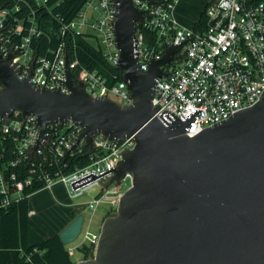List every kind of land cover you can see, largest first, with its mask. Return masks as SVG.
Listing matches in <instances>:
<instances>
[{"label": "water", "instance_id": "95a60500", "mask_svg": "<svg viewBox=\"0 0 264 264\" xmlns=\"http://www.w3.org/2000/svg\"><path fill=\"white\" fill-rule=\"evenodd\" d=\"M116 8V68L130 104L90 96L73 82L67 59V91L36 88L0 53V116L35 115L40 138L55 121L80 125L79 138L88 145L96 133L111 140L134 136L109 180L119 184L130 174V186L116 213L104 218L94 253L74 264H264V92L193 136L185 133L188 122L163 123L151 103L155 81L182 44L167 46L141 71L134 25L142 14L133 0H117ZM83 219L78 213L58 232L62 244L77 239Z\"/></svg>", "mask_w": 264, "mask_h": 264}, {"label": "built area", "instance_id": "2783aa9c", "mask_svg": "<svg viewBox=\"0 0 264 264\" xmlns=\"http://www.w3.org/2000/svg\"><path fill=\"white\" fill-rule=\"evenodd\" d=\"M47 1L0 0V53L3 58L11 56L18 77H29L36 88L67 91L63 84L67 59L73 82H82L90 96L130 104L123 77L119 79L117 72L87 69L80 64L75 45L67 47L70 39L84 38L116 67L117 0H86L72 19H60V41L43 47V21L37 20L36 9L45 7ZM133 4L142 14L134 25V52L141 71L160 59L167 46L182 44L171 63L163 66L167 74L155 81L151 103L163 123L174 118L188 122L185 133L193 136L259 100L264 92V0L211 2L204 9L203 24L196 28L176 21L175 0H133ZM145 31L154 36L151 45L145 42ZM82 131L72 121L48 122L40 138L35 115L14 110L0 116V208L22 199L26 187L39 185L50 190L60 183L70 198L87 189H99L93 199L74 204L75 209L84 207L93 213L105 203L116 211L123 193L121 182L126 177L131 180V175L119 184L109 180L122 152L134 147V136L111 140L96 133L88 145L84 136L79 138ZM80 155L87 158L85 165L75 163ZM81 235L78 245H67L69 254L83 244L94 253L99 232L86 228L82 233L81 228L78 237Z\"/></svg>", "mask_w": 264, "mask_h": 264}, {"label": "trees", "instance_id": "16d2710c", "mask_svg": "<svg viewBox=\"0 0 264 264\" xmlns=\"http://www.w3.org/2000/svg\"><path fill=\"white\" fill-rule=\"evenodd\" d=\"M86 0H48L46 6L36 9L37 20L42 19L41 28L44 35L41 38L43 47L55 46L61 39L60 26L63 22L72 19L80 10ZM204 11L196 23L199 27L204 22ZM63 20V22L60 21ZM40 27V25H39ZM145 42L151 45L154 36L145 31ZM80 64L90 70H98L101 73L107 71L117 72L122 79V72L110 66L105 60L100 49L96 48L88 40L76 37L67 42V47L72 48ZM72 58V55H69ZM75 77L74 73L72 74ZM75 80V78H74ZM82 166L87 163V158L80 155L75 162ZM41 189L37 185L26 187L24 197L10 206L0 208V264H74L67 250V245L62 244L58 233L50 237H42L29 223L28 196ZM74 209L68 212V216L74 219L81 211ZM78 249V248H77ZM83 252V259L87 258L91 247L83 244L79 247Z\"/></svg>", "mask_w": 264, "mask_h": 264}, {"label": "rangeland", "instance_id": "374dc122", "mask_svg": "<svg viewBox=\"0 0 264 264\" xmlns=\"http://www.w3.org/2000/svg\"><path fill=\"white\" fill-rule=\"evenodd\" d=\"M207 1L214 2L216 0H181L177 6L181 7V12H187L188 10V13H190L191 10H195V12L199 15L202 9L204 8L205 2ZM111 186L113 187L115 185ZM129 186L130 178L126 177L121 182V193ZM52 192L43 189L32 193L33 206L36 207L37 213L31 217V222L32 219L35 218L33 221V225L36 228L40 229L47 237L54 235L52 234V231L56 230L57 227H59L68 219V213L66 210H64L63 205L71 204L73 207V205L76 203H85L93 199V197H95L96 194L99 192V189H87L83 192L82 195L75 198H70L68 196L64 186L61 187L60 185H57L56 187H54ZM109 206V204L101 203L98 205V207L93 213L90 209L86 208L85 210L83 207L81 210V213L84 216L82 233L86 230V228L93 233L99 232L104 218L110 215H114L116 213V211L110 209ZM91 213L92 217L90 219ZM81 237L82 235L80 237H77V239H75L69 245H78L81 241ZM78 249L74 248L72 254H69L73 263L82 260L84 257L83 252L79 251Z\"/></svg>", "mask_w": 264, "mask_h": 264}, {"label": "crops", "instance_id": "0c3cea01", "mask_svg": "<svg viewBox=\"0 0 264 264\" xmlns=\"http://www.w3.org/2000/svg\"><path fill=\"white\" fill-rule=\"evenodd\" d=\"M180 1L181 0H175V7H174V11H173V15H174V18L176 19V21L180 24V25H182V26H185V27H194V26H196V23H197V21H198V19H199V17H200V14L203 12V10L205 9V7H206V5L207 4H209V3H211V2H209V1H207V2H205V5H204V8L202 9V11H201V13L198 15L196 12H195V10H191V12L190 13H188V10H187V12L186 11H184V12H181L180 11V9H181V7H178L177 5L180 3ZM195 28V27H194ZM57 185H60L61 187L63 186L62 184H56V185H54L53 187H52V189H50L49 191L50 192H52L53 191V189H54V187H56ZM40 190H43V188L42 189H39V190H37V191H40ZM45 190H47V189H45ZM37 191H35V192H37ZM35 192H33V193H35ZM53 193V192H52ZM32 193L28 196V204H29V223H30V225L42 236V237H44V238H46L47 236H45L44 235V233L40 230V229H38V228H36L34 225H33V221H34V219H32V222H31V217L33 216V215H35L36 213H37V210H36V207L35 206H33V197H32ZM64 206V210H66L67 211V213L69 212V211H72V210H74L75 208L74 207H72V205L71 204H67V205H63ZM70 221H72V219L70 218V217H68V219L63 223V224H61L59 227H57V229L56 230H53L52 231V234H56V233H58L59 231H61L66 225H68V223H70Z\"/></svg>", "mask_w": 264, "mask_h": 264}]
</instances>
